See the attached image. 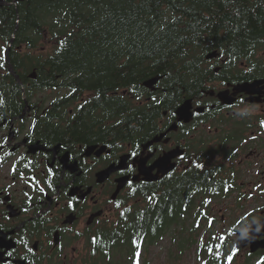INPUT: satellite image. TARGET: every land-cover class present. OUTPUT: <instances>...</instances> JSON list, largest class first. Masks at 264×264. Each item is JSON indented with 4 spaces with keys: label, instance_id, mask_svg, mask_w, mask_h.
<instances>
[{
    "label": "flooded vegetation",
    "instance_id": "af4514ba",
    "mask_svg": "<svg viewBox=\"0 0 264 264\" xmlns=\"http://www.w3.org/2000/svg\"><path fill=\"white\" fill-rule=\"evenodd\" d=\"M252 33L257 42L244 46L237 64L221 53L208 59L207 52L206 69L195 70L202 73L199 83L152 104L134 133L138 141L99 132L85 117L70 123L73 107L69 116L59 112L64 92L30 91L18 109L17 94L0 91V264H93L98 232L145 204L146 190L175 201L174 182L198 196L220 194L221 203L226 194L243 193L263 213L264 182L254 179L264 174V35ZM193 44V51L202 50L208 37ZM50 48L45 43L38 51ZM3 58L10 62L8 49L0 50V63ZM29 77L37 79V71ZM213 203L197 201L206 215ZM263 217L243 219L239 229ZM256 258L264 260V250Z\"/></svg>",
    "mask_w": 264,
    "mask_h": 264
},
{
    "label": "trees",
    "instance_id": "16d2710c",
    "mask_svg": "<svg viewBox=\"0 0 264 264\" xmlns=\"http://www.w3.org/2000/svg\"><path fill=\"white\" fill-rule=\"evenodd\" d=\"M7 1L0 6V50L11 48V60L0 63V76L7 78L0 80V91L15 92L18 109L30 91L64 92L66 103L59 112L69 116L73 107L70 123L78 121L76 116L85 117V124L98 126L99 132L131 141H138L134 133L148 119L152 104L174 100L177 92L182 96L192 82L202 80L195 70L206 69L207 52L216 50L237 64L244 46L250 49L257 42L252 29L264 35V0ZM205 36L208 46L193 51V41ZM45 43L51 44L49 53L39 52ZM34 70L35 80L29 77ZM157 76L158 91L153 92L145 83ZM80 97L85 100L78 104ZM173 188L178 189L175 201L170 194L156 199L154 189L146 190L145 204L125 212L117 226L99 231L92 263L143 264L144 252L160 243L172 226V234L182 227L174 247L184 253L190 247L183 232L191 209L205 197L215 201L221 195L198 196L179 182ZM201 220L193 217L187 231L199 232ZM192 243L200 264H235L237 255L227 240L213 236Z\"/></svg>",
    "mask_w": 264,
    "mask_h": 264
},
{
    "label": "rangeland",
    "instance_id": "374dc122",
    "mask_svg": "<svg viewBox=\"0 0 264 264\" xmlns=\"http://www.w3.org/2000/svg\"><path fill=\"white\" fill-rule=\"evenodd\" d=\"M67 4H70V0H66ZM9 52L11 48L8 49ZM256 183L264 182V174H259L254 179ZM225 201L221 203V199L215 200L210 208L204 210L208 213V217L212 219V224L209 227L207 222L208 217L202 218L201 224L202 227H198L199 232L192 228V218L196 215L201 218L202 215L199 212V208L197 202L195 207H193L190 211L189 216H187L184 228L186 231L183 232L184 235L188 238V243L190 247L184 252H180L178 248L174 247V240L177 239L178 234L181 232L182 227L178 228L175 232L174 226H172L171 231L168 235H166L160 243L153 245L150 249L143 254V264H200L201 262L197 261V249L195 245L192 243V239H197L200 243H204L210 237L215 236V240L218 241L223 238V236L227 237V243L230 245V250L232 251V247L234 245V241L238 237L236 234L238 224L243 219H247L250 217H255L257 214H264L262 211L256 210L258 209L254 201H249L248 196L243 193L235 194V196H231L226 198L224 196ZM215 204V205H214ZM214 205V206H213ZM261 205V204H259ZM110 213V211H108ZM263 216V215H262ZM193 234L192 236L190 234ZM197 233V234H196ZM196 234V236H194ZM182 241L185 239H181ZM226 243V244H227ZM227 244V245H228ZM243 251L236 258L235 264H244L247 262L249 255L248 249L246 246L242 248ZM264 250V249H263ZM260 251V250H259ZM257 259V258H256ZM251 258L247 264H257V260ZM131 264V262H129Z\"/></svg>",
    "mask_w": 264,
    "mask_h": 264
},
{
    "label": "water",
    "instance_id": "95a60500",
    "mask_svg": "<svg viewBox=\"0 0 264 264\" xmlns=\"http://www.w3.org/2000/svg\"><path fill=\"white\" fill-rule=\"evenodd\" d=\"M4 4H10L7 0H0V6ZM12 45V42L10 46ZM218 55L217 51H214L208 55V58H213ZM160 77H153L148 80L145 85L151 89H154L156 84L158 83ZM185 104L179 109V113L181 116H184ZM190 116V114H189ZM188 118V117H187ZM147 180L153 181L156 180V177L153 175L147 174ZM240 237L236 242V251L241 250L242 248L248 246L250 244L251 252H256L259 248H264V241H260L259 237L264 235V220H259L257 222H252L244 226L240 233Z\"/></svg>",
    "mask_w": 264,
    "mask_h": 264
},
{
    "label": "snow or ice",
    "instance_id": "6c2138e0",
    "mask_svg": "<svg viewBox=\"0 0 264 264\" xmlns=\"http://www.w3.org/2000/svg\"><path fill=\"white\" fill-rule=\"evenodd\" d=\"M0 66H2V65H0ZM174 115H175V113H173V116H174ZM262 124H264V122H262ZM8 255H9V256H11V255H12V253H11V252H9V253H8ZM229 259H231V257H229Z\"/></svg>",
    "mask_w": 264,
    "mask_h": 264
}]
</instances>
